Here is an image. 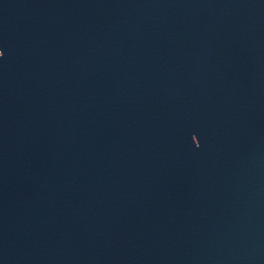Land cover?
<instances>
[{"label": "water", "instance_id": "water-1", "mask_svg": "<svg viewBox=\"0 0 264 264\" xmlns=\"http://www.w3.org/2000/svg\"><path fill=\"white\" fill-rule=\"evenodd\" d=\"M0 264H264V0H0Z\"/></svg>", "mask_w": 264, "mask_h": 264}]
</instances>
